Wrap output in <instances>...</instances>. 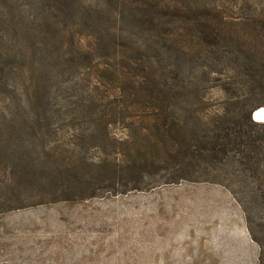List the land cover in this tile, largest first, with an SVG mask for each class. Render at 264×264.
<instances>
[{
	"label": "rangeland",
	"instance_id": "rangeland-1",
	"mask_svg": "<svg viewBox=\"0 0 264 264\" xmlns=\"http://www.w3.org/2000/svg\"><path fill=\"white\" fill-rule=\"evenodd\" d=\"M188 1L225 14L264 7V0ZM173 2L146 7L164 13L159 5ZM144 4L0 0V264H264L263 218L250 231L226 185L179 178L165 159L171 142H155L149 121L112 113L106 69L122 68L126 50L136 59L153 53L139 49L141 34L122 17ZM105 36L111 46L102 52L115 60L90 48ZM199 56L216 54L201 45L182 53V70L199 88L198 97L185 96L190 113L174 127L187 142L215 122L206 120L239 114L233 74L191 68ZM263 103L252 98L247 110ZM100 109L109 121L93 114ZM197 109L205 121H195Z\"/></svg>",
	"mask_w": 264,
	"mask_h": 264
},
{
	"label": "trees",
	"instance_id": "trees-1",
	"mask_svg": "<svg viewBox=\"0 0 264 264\" xmlns=\"http://www.w3.org/2000/svg\"><path fill=\"white\" fill-rule=\"evenodd\" d=\"M142 1L145 8L127 6L122 17L141 34L139 49L153 53H143L136 59L133 52L126 50L120 57L125 62L122 68L106 69L113 86L109 93L112 113L126 114L129 120L149 121L155 142H171L165 159L176 164L179 178L219 181L226 185L240 203L248 229L252 231L256 219L264 220V122L251 118V113L261 106L247 110L246 105L252 98L264 100V7L239 8L236 13L225 14L206 5L191 8L188 0H174L159 5L165 12L156 13L147 9L146 0ZM238 29L244 33L237 34ZM200 45L211 47L216 56H199L200 60L191 68L205 66L207 72L218 74L222 70L230 71L234 76V104L239 114L233 110L232 114L206 120L215 122L211 128L197 130L189 138L192 142H187V137L183 140L174 127L177 121H186L183 113H190L184 105L185 96L194 93L198 97L199 88L197 77L193 82L182 70V53L188 47L197 49ZM110 46L105 36V39H95L90 48L94 53H103ZM110 55L113 58H109H116ZM104 91L108 97L107 89ZM242 92L246 96L239 99ZM107 104L102 107H108ZM100 112L93 111V114L101 121H109L104 109ZM195 112L199 114L195 121H205L200 109ZM194 162L204 163L210 170L184 171L183 167Z\"/></svg>",
	"mask_w": 264,
	"mask_h": 264
},
{
	"label": "bare ground",
	"instance_id": "bare-ground-1",
	"mask_svg": "<svg viewBox=\"0 0 264 264\" xmlns=\"http://www.w3.org/2000/svg\"><path fill=\"white\" fill-rule=\"evenodd\" d=\"M254 116L255 118L258 120L260 119L261 122H264V108H258L255 112H254Z\"/></svg>",
	"mask_w": 264,
	"mask_h": 264
},
{
	"label": "water",
	"instance_id": "water-1",
	"mask_svg": "<svg viewBox=\"0 0 264 264\" xmlns=\"http://www.w3.org/2000/svg\"><path fill=\"white\" fill-rule=\"evenodd\" d=\"M256 110H257V109H256ZM256 110H254V111L251 113V118H252L253 120H255V121H256V118H255V116H254V112H255ZM258 120H260V119H258Z\"/></svg>",
	"mask_w": 264,
	"mask_h": 264
}]
</instances>
